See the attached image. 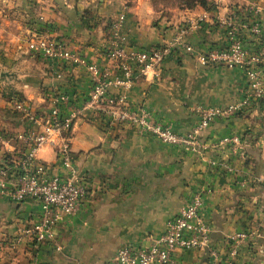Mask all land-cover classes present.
Returning <instances> with one entry per match:
<instances>
[{"label": "crops", "instance_id": "1", "mask_svg": "<svg viewBox=\"0 0 264 264\" xmlns=\"http://www.w3.org/2000/svg\"><path fill=\"white\" fill-rule=\"evenodd\" d=\"M122 10L128 38L141 48L169 41L180 24L193 19L162 18L141 0L127 5L123 0H0V95L18 94L40 104L51 87L75 97L85 95L90 83L83 68L60 70L58 77L48 60L26 49V33L48 32L111 70L114 65L103 59L101 47L110 19ZM206 20L188 33L195 54L166 58L155 76H138L127 90L131 105L148 107L178 132L197 122L196 104L241 101L247 90L240 68L203 63L196 56L210 43L225 40L224 32ZM10 113L12 118H0L7 139L0 145V163L17 149L13 136L24 127ZM233 135L241 139L242 149L234 143L216 144ZM69 136L71 162L86 188L82 207L63 216L52 237L38 243L25 233L39 211L36 201L14 203L0 197V264H110L121 245L150 244L198 191L203 192L202 215L211 228L213 252L178 250L176 264H210L214 255L223 264L230 237L244 230L259 233L264 223L258 202L264 183V98L211 123L202 132L207 148L200 152L162 143L136 127L110 126L94 113L77 119ZM38 156L53 165L54 172L67 173L53 148H41ZM235 262L264 264L261 239L243 241Z\"/></svg>", "mask_w": 264, "mask_h": 264}, {"label": "built area", "instance_id": "2", "mask_svg": "<svg viewBox=\"0 0 264 264\" xmlns=\"http://www.w3.org/2000/svg\"><path fill=\"white\" fill-rule=\"evenodd\" d=\"M217 1L213 2V10L180 24L169 41L145 48L130 42L125 32L126 12H118L110 19L101 47L103 59L114 65L111 70L104 64L85 59L63 39L48 32L27 31L26 49L48 60L58 71V77L60 70L83 68L90 83L82 97L51 87L45 92L42 104L18 94L8 100L9 108L18 114L24 127L13 136L17 149L0 163V197L14 203L27 199L36 201L39 206L36 219L25 230L34 241L39 243L52 237L62 217L76 214L86 198V188L71 162L69 136L74 122L84 114L94 113L110 126L136 127L162 143L200 152L207 148L201 139L202 132L211 123L233 117L255 100L264 98V0H236L222 13ZM206 19L224 32L225 40L223 44L210 43L196 56L203 63L240 68L248 86L241 101L196 104L193 108L198 115L197 122L188 131L178 132L148 107L131 105L127 90L136 77L155 76L157 67L166 58H176L181 53L195 54L194 46L187 39L188 33ZM6 141L0 131V145ZM227 143L243 148L237 135L216 142L219 146ZM46 146L53 148L57 163L67 169L66 174L54 172L53 165L39 158V150ZM203 200L202 191L193 193L150 244L125 243L117 249L110 264H176L178 250L205 249L212 253L211 228L202 215ZM259 236L256 231L248 230L233 234L229 257L223 264H236L237 249L242 242H252ZM210 264L221 263L214 255Z\"/></svg>", "mask_w": 264, "mask_h": 264}, {"label": "rangeland", "instance_id": "3", "mask_svg": "<svg viewBox=\"0 0 264 264\" xmlns=\"http://www.w3.org/2000/svg\"><path fill=\"white\" fill-rule=\"evenodd\" d=\"M97 1V0H95ZM125 5L135 3V0H123ZM212 1L216 0H141V2L145 3L146 5L150 6L156 13L162 18L166 19H190L191 20L197 19V17L205 10L204 8L207 6V4ZM236 2V0H218L217 3L221 6L220 11L221 13L224 12V8H229L231 5H233ZM189 16V18H188ZM188 20V21H191ZM185 21V20H184ZM187 22V21H186ZM185 22V23H186ZM13 96L11 93H4L0 95V98L2 99V103L0 105V118L1 120H5L6 118H12V114L10 112L11 109L8 105L9 98ZM4 98V99H3ZM1 103V102H0ZM14 115L16 114L18 117V114L13 112ZM1 127V126H0ZM3 128V127H2ZM262 188H259V205L261 210L264 213V183L261 184ZM259 210V211H261ZM264 218V217H263ZM259 232V239H261V242L264 244V223H262L258 228ZM256 231V230H255Z\"/></svg>", "mask_w": 264, "mask_h": 264}, {"label": "trees", "instance_id": "4", "mask_svg": "<svg viewBox=\"0 0 264 264\" xmlns=\"http://www.w3.org/2000/svg\"><path fill=\"white\" fill-rule=\"evenodd\" d=\"M213 8H214V3L210 1L204 9L207 11H211L213 10Z\"/></svg>", "mask_w": 264, "mask_h": 264}]
</instances>
